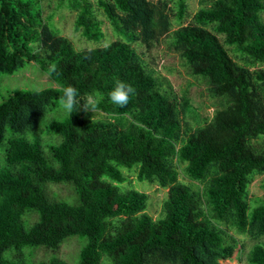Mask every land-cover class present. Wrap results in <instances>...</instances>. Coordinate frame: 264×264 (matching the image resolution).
<instances>
[{"label": "trees", "instance_id": "obj_1", "mask_svg": "<svg viewBox=\"0 0 264 264\" xmlns=\"http://www.w3.org/2000/svg\"><path fill=\"white\" fill-rule=\"evenodd\" d=\"M58 5L76 12L74 30L87 41L105 37L98 12L118 39L78 50L43 0H0V78L35 63L58 86L10 90L0 102V264H68L32 263L26 250L55 251L72 237L84 241L76 264H222L241 237H262L264 197L251 203L250 186L264 175V0H199L195 14L190 0ZM162 42L218 101L211 117L136 47ZM117 80L135 88L124 107L108 97ZM68 85L78 99L102 92L96 112L105 117L81 108L50 118ZM133 172L168 189L160 218L147 212L148 194L121 188ZM50 183L71 185L76 203L50 200ZM29 213L38 215L31 225ZM248 262L264 264V242Z\"/></svg>", "mask_w": 264, "mask_h": 264}, {"label": "rangeland", "instance_id": "obj_2", "mask_svg": "<svg viewBox=\"0 0 264 264\" xmlns=\"http://www.w3.org/2000/svg\"><path fill=\"white\" fill-rule=\"evenodd\" d=\"M45 17L53 15V25L58 28L63 36L68 37L74 43L78 50L91 49L100 46H106L118 39L110 22L103 13L98 12L99 19L103 22V31L105 34L101 43L87 41L80 32H75L74 23L76 20V12L70 10L67 6L59 7L58 0H43ZM199 9V0H190V11L195 14ZM192 18L187 19L184 25L190 23ZM139 52H145L148 62L154 66L158 72L167 77L172 83L173 88L179 94L183 90L189 88V96L193 105L197 108L203 117H211L218 107V101L212 99L207 92V85L191 76L187 68L183 64L180 57L167 50L164 42L155 44L152 48L136 46ZM57 84L51 79L48 73L43 72L40 67L31 63L25 68L16 72L12 76H2L0 78V102L7 96L10 90H31L40 91L45 88H57ZM67 114L57 110L54 114H50V118L55 116L65 117ZM105 116L102 113L93 112L94 119H102ZM42 139L46 143L59 141L58 137L45 134ZM123 190L136 189L149 195V205L147 212L154 218L158 219L163 213V203L168 197V189L152 185L148 182H140L137 179V173H131L129 181L121 185ZM46 193L52 201H67L74 204L77 201L76 193L71 185L68 184H47ZM264 197V175L256 177L250 186L251 203L257 199ZM36 213H29L25 216L27 224L31 225L37 221ZM241 247L232 258H220L222 264H250L248 262L249 252L252 247L260 242H264V235L259 239L251 237H241ZM84 241L79 237H72L62 243L57 250L44 247L26 250L29 260L32 263L47 262L53 257L64 260L68 264H76L79 258L81 248ZM217 250L221 253L220 248Z\"/></svg>", "mask_w": 264, "mask_h": 264}, {"label": "clouds", "instance_id": "obj_3", "mask_svg": "<svg viewBox=\"0 0 264 264\" xmlns=\"http://www.w3.org/2000/svg\"><path fill=\"white\" fill-rule=\"evenodd\" d=\"M55 70V66L53 65L51 71L54 72ZM60 91L62 92V95L58 99L57 110L68 115H71L74 111L77 112L81 110V108L84 112L92 111L96 113L99 105L104 100V95L99 90H93L82 99H78V89L73 85L63 87ZM133 95H135V88L131 84L121 80H117L112 90L108 93L110 102L120 107L126 106ZM81 100L84 101L83 105L80 103ZM42 107L46 115L49 110V105H42ZM29 115L30 110L26 108L24 119H27ZM29 130H31L30 124L25 127V134H27Z\"/></svg>", "mask_w": 264, "mask_h": 264}]
</instances>
